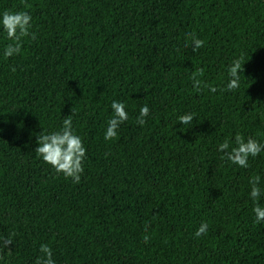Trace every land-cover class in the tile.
Listing matches in <instances>:
<instances>
[{"label":"trees","instance_id":"trees-1","mask_svg":"<svg viewBox=\"0 0 264 264\" xmlns=\"http://www.w3.org/2000/svg\"><path fill=\"white\" fill-rule=\"evenodd\" d=\"M4 10L29 12L35 39L5 58L0 27V234H14L0 264H35L42 243L56 264H264L249 195L253 176L264 190V152L241 168L217 150L237 132L264 144V0H0ZM190 33L203 47H186ZM200 68L217 91L193 90ZM113 100L128 119L105 140ZM186 113L192 125L177 121ZM68 115L86 148L79 183L34 152Z\"/></svg>","mask_w":264,"mask_h":264},{"label":"clouds","instance_id":"clouds-1","mask_svg":"<svg viewBox=\"0 0 264 264\" xmlns=\"http://www.w3.org/2000/svg\"><path fill=\"white\" fill-rule=\"evenodd\" d=\"M25 7H30V5L25 3ZM0 27L6 33L7 40L10 41L3 49L5 58L20 54L25 38L31 37L35 39V33L31 31L32 16L27 11L4 10L0 13ZM189 35L191 36V42L186 47L192 46L193 51L203 47L204 41L202 39H199L194 33H190ZM243 65L244 63L241 62V59L237 58L233 59L228 66L227 71L230 77L226 84L228 91L239 88ZM203 75V68L192 72L190 79L193 82V90L200 92L203 86L207 87L211 92L217 91L215 86L209 85L199 79ZM111 109L113 115L107 121V127L104 132L105 140L116 139L118 135L117 129L120 124L128 119V113L125 110L123 102L113 100ZM149 112L150 109L147 105L142 106L136 118V123L141 126L144 125ZM194 117L192 113H186L179 115L177 121L181 122L182 125H192ZM36 142L38 147L34 149V152L38 157L51 165L57 173H62L66 178H71L74 183L80 182L81 173L84 171L83 162L86 156V148L81 137L74 131L72 115H68L63 119L62 125L58 130L46 132L43 129L37 135ZM217 150L223 153L222 160L230 161L241 168H247L249 167L248 161L250 157H256L261 152H264V144L252 137L245 138V136L237 132L234 137V144L226 139L218 145ZM260 181L261 177L258 175L251 177L249 180L251 186L249 195L254 202L252 211L255 215V223L264 221V206L259 202L261 196H264V190L260 187ZM208 228V223L202 221L194 235L196 237L206 235ZM145 231H147V228H145ZM13 235L4 236L0 234V252L4 249H9L8 246L13 243ZM149 239L148 235L144 236L145 243ZM39 252L41 255L36 258L35 264H56V261L53 259L52 249L48 244H40ZM2 258L0 256V259Z\"/></svg>","mask_w":264,"mask_h":264}]
</instances>
